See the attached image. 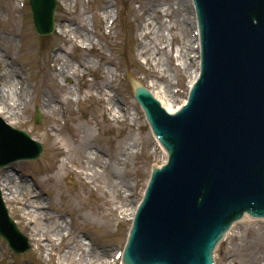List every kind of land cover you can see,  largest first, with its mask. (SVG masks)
I'll return each instance as SVG.
<instances>
[{
    "label": "rangeland",
    "instance_id": "374dc122",
    "mask_svg": "<svg viewBox=\"0 0 264 264\" xmlns=\"http://www.w3.org/2000/svg\"><path fill=\"white\" fill-rule=\"evenodd\" d=\"M78 1V7L74 8L77 0H72L73 3L70 7L62 3V0H58L56 21L59 24H65L62 19L68 16L70 20L76 21L82 27L86 25L88 33L94 39V46L91 43H85V46L82 47L81 42L82 40L84 42V39L74 37L71 39L78 46L74 47L70 42L65 41L66 36L58 32L49 37H40L33 25L31 12L27 6L28 0H0V54L7 57L9 62L14 61L13 65L25 79L24 86L28 84L29 87V95H26L28 98L23 97L28 100L27 108L23 107L24 109H22L24 115L15 117L10 122L1 114L0 118L10 127L28 133L32 140L41 143L44 148V153L39 160L12 165L13 175L25 180L27 184L35 186L34 192L38 196L41 195L44 200L42 206L46 208L45 213L53 222H55V215L59 216V219L64 216L71 220L69 225L73 239L78 237L81 241L80 237H82V241L88 240L87 243L90 244L81 245V248L76 247L74 254L69 255L67 247H70V243L66 246L62 239L57 241L56 236L59 235V232L56 236H52L55 231L45 221H34V224H30L28 227L31 230H25L26 223L21 216L22 212L17 210L18 204H14L10 205L11 216L30 242L32 250L20 256L14 254L0 237V264H62L64 257L71 258L72 261L75 260L74 264H77L80 256L83 258L89 251L96 253L104 251L107 253L104 260L110 264H120L119 261L113 262L114 257L118 250L121 251L124 248L131 228V223L125 222V219L122 221L123 216L121 217L120 213L115 210L123 205L122 199H113L111 191H108L106 187L100 188V192L95 189V186H100L102 181L92 180L95 174L92 175L93 172L88 170L85 171L80 155H75L76 157H73L71 163L61 171V164L63 162L67 164L68 160L65 155L59 156L57 148H63L62 150L67 155L69 150L73 151L77 148L74 137H77L78 140H81V137L86 139V135H84L86 133L90 134L94 140L93 147L95 149L103 151L106 156L112 152H118V155L121 152L120 149L128 144L130 137L133 140L141 138L140 143L143 144L136 149L139 153L142 151L143 155L138 157L131 155L132 161H128L126 168L120 165L125 172L122 176L125 189L122 192H131V186H135L131 194L130 207L136 206L143 198L153 166L162 164L163 158L160 157L162 150L156 145L147 120L135 100V86L139 83L148 88L153 83L162 84L160 83L162 81L157 80L162 76V67L158 60L164 61L165 57L170 55L174 71L171 75L177 74V77L168 81L169 94L174 95L172 88L181 91L178 96L174 95L175 98H178L179 105L182 104L187 94L188 80L180 69L183 61L179 60V56L186 57L188 61L192 54L190 55L191 52L186 49H181L184 48L183 44L187 43L184 42L180 29L183 18L188 15L192 16V10L191 8L186 10L183 7V0ZM106 2H112L110 7V19L112 20L110 22L117 21L113 34L109 33L107 27L109 23L100 12L101 5ZM23 5L26 7H22ZM143 5L149 9L145 11ZM149 13L150 16H148ZM147 19L151 23V30L142 35V32H145L143 26ZM150 31L149 38L151 39L144 38V35ZM188 34V38L192 37V29ZM86 39L88 38L85 37ZM153 43L157 44L159 53L152 50L155 47ZM147 47L152 50L149 56L145 54ZM58 48L65 53L64 59L75 64L76 69L74 76L72 75L64 82L58 80L59 84L73 85L72 90L79 87L76 86L77 83L86 87V89L83 88V95H79L82 98L79 104L75 103L74 95L70 97L72 101H65V89L59 91L51 78L56 74V68L61 65V61L59 65H56L52 60L55 56L54 51ZM186 51L188 52L185 54ZM87 59L94 62L96 66H100L101 70L97 74H93V77L107 76L108 69L110 70V76L113 77L115 83L109 82L106 85H110L112 88L107 87L106 89L111 91L115 98L121 101L125 100V104L130 108L129 113L136 112V116L130 115L131 119L134 117L138 123L133 126L132 130L129 129V125L133 124L130 120L126 122L121 119L117 124L116 121L111 120L108 105L103 102L105 97H100L95 90L90 88L91 76L78 81L79 76L85 70L82 65L80 69L77 68L78 61L84 64ZM146 60L149 63L152 60L158 61L157 68L146 65ZM3 67L4 65L0 64V89L3 84ZM102 69L106 71L103 72ZM126 71H129L127 76L125 75ZM172 82H177V86H174ZM55 83L57 84V82ZM33 91V103H29ZM85 94L86 99L83 101ZM92 95L96 96L93 98ZM46 100L53 101L51 106L58 105V108L63 107L64 105H61L63 103L67 104L70 112L54 110L53 114L55 115L51 116L42 105V102ZM36 108L39 109L42 116V122L39 125L35 121ZM134 108L136 111L133 112ZM129 113L127 118H129ZM88 121L89 125H87ZM94 127L100 129L98 135L93 134ZM75 129L78 136L72 134ZM50 134L51 136L56 134L55 139ZM132 148L134 147L129 149L132 151ZM155 153H157V159L154 157ZM120 159L125 160L122 155L119 157ZM119 163L122 164L121 161ZM2 173L3 170L0 169V186ZM53 177L57 178L56 184L52 183ZM117 177L116 174V179ZM94 181L97 183H93ZM127 206L129 205L124 203V207ZM261 229L264 228L261 227ZM42 231L46 238L37 236ZM259 234L260 230L255 224L246 223L237 228L220 248L217 257L218 264H264V232L261 238ZM73 239L69 242L72 243ZM82 241L81 243H83ZM94 261L96 264H101L98 260Z\"/></svg>",
    "mask_w": 264,
    "mask_h": 264
},
{
    "label": "bare ground",
    "instance_id": "6f19581e",
    "mask_svg": "<svg viewBox=\"0 0 264 264\" xmlns=\"http://www.w3.org/2000/svg\"><path fill=\"white\" fill-rule=\"evenodd\" d=\"M119 2H121V0H119ZM62 3H65V5L70 7V5L73 2H72V0H62ZM78 3H79V1L77 0V2L74 5V8L78 7ZM111 4H112V2H110V3L106 2L103 5H101V7H100V12L105 17L104 19H107V22L109 24H110V21L112 20V19H110ZM182 4L186 10L193 8L191 0H183ZM170 6H172V5H170ZM144 7H145V11L149 9V7H147V6H144ZM153 7H155V6H153ZM117 14H118V11H117ZM148 16H150V13ZM62 22L65 24H59L58 23L57 24V32L62 34L63 36L67 37V39L65 40L66 42H70L74 47H76L77 46L76 43L71 38L77 37V38H81V40L84 39V42H83V40L81 42L82 47L85 46V43H91V45L94 46V43H93L94 39L91 38L90 34L88 33L89 30L87 29L86 25L85 26L83 25L84 27H82L81 24L76 23V21L70 20L68 16L64 17L62 19ZM116 22L117 21H115V20L112 22L110 34L114 33L115 27H116ZM144 23L145 24L143 26V31H145V32H142V35L147 33L148 30H151V26H150L151 23L149 22V20L147 19ZM181 23H182L181 24L182 26H181L180 31H181V34L183 36L184 42L187 43V44H183L184 48H181V49H184V50L186 49V50L190 51L191 52L190 55L192 54L191 56H192V58H194V60L192 61L191 65H190V64H188L186 57H183L180 55L179 60L183 61V63L180 65V69L182 70V72L185 73L189 84H193L196 81V79L199 75V72H200V69H199L200 68V59L198 57L199 56V50H196V48L200 44H199L198 37H195V36L190 37L189 36V38H188V35H189L188 33L191 29L193 30L192 34H194V31L197 30L196 17L194 16V14H192V16L188 15V17L183 18ZM109 24L107 26L108 30L110 28ZM83 31H84V33H83ZM150 35H151V31H150V33L144 35L145 36L144 38H149ZM85 37H87L88 39L85 40ZM149 39H151V38H149ZM150 43H152V40H150ZM153 44L155 45V47L152 50H155L159 53V50H157V49H159L157 44H155V43H153ZM152 50L149 49V47H147L145 54L146 55L148 54V56H149V54H150V52H152ZM180 53H182V50H180ZM64 55H65V53L62 52V50L60 48H58L56 50V54L52 58V60L56 65H59V63L61 61V65H59L60 67L56 68L57 72L55 71L56 74L51 78L53 79V83H54L55 87L59 88V91L65 89V93H66L65 101L66 100L69 102L72 101V99L70 97L74 95L75 103L79 104V101L82 99L81 96H79V95L80 94L83 95L84 89H86V87L84 85L82 87V84L77 83L76 86H79V87L77 89L75 88L74 90H72L73 85L59 84V82H58V80H60L61 82H64L66 79L71 78L72 75L74 76L76 74L75 64L67 62V60L64 59ZM139 56H142V55L139 54ZM191 56H189V57L191 58ZM170 58H171L170 55H167L165 57L164 61L158 60L159 65L162 67V76L158 77L157 80L162 81V82L159 81L162 84L158 85L156 83H153L151 86H149L147 88V90L152 92L153 96L161 102V105H163L164 108L166 110H168L170 114H175L180 110L181 106H178L179 105L177 102L178 98H175L174 95H170L169 90H168L167 84H168L169 79H171L173 77H177V74L173 75V76L171 75V73L174 71H173V67H172V60H170ZM190 58H188V59H190ZM158 61L152 60L151 63H149L146 60L145 64L148 66H154L157 68L156 63H158ZM78 63H79L77 66L78 69H80L81 65L83 66V68H85V70H83V72H82V75L79 76L78 81L83 80L84 77L86 78V77L91 76L92 82H91L90 88L92 90H95V92L100 97L101 96L105 97L103 102H105V104L108 105V108H109L108 110L110 111L111 120H113L114 122L116 121L115 122L116 124L119 123L121 119H124L126 122L130 120L131 122H133V124L129 125V129L132 130L133 126H135V124H138V123L136 121L137 119H134V117H132V119H131L130 115L136 116L137 115L136 112L132 113V114L129 113L130 108L125 104V100L123 99V101H121V100L115 98V96H113L111 94V91H107V89H106L107 87L112 88V86L106 85V84H108L109 82L115 83V81L113 80V77L110 76V70L108 69V75L107 76L101 75V77L96 78L95 76L93 77V74H97V72H99L101 70L100 66L99 67L96 66L94 62L89 61L88 59L86 62H84V64L81 63L80 61H78ZM0 64L4 65V67H3V78H2L3 84H2V89H0V114L8 122H10L13 120V118H15V117L18 118V117H21L24 115V113H22V109H24V108L26 109L28 106V103H27L28 100H26L25 98H28L26 95H29V87H28V84L26 86H24L25 79L22 78L21 73L13 65L14 64L13 60H11L9 62L7 57H5L3 55L1 56V54H0ZM56 65H55V67H56ZM102 70H103V72L106 71L105 69H102ZM172 81H175V80H172ZM55 82H57V84ZM172 84H173V82H172ZM139 85H141V84L138 83V85L136 87H139ZM173 90H174V88H172V91ZM33 95H34V91L32 92V94L30 96L29 103L32 102ZM95 96L96 95H92L93 98ZM23 97H25V98H23ZM186 98H184L185 100L183 101V104L187 102L188 98L187 99ZM85 99H86V94H85V98L83 99V101H85ZM52 103H53V101H47V100L42 102L44 109L46 110V112L51 114V116L55 115V114H53L54 110L55 111L60 110L63 112H68V113L70 112V110H69L70 108L67 104L63 103L61 105H64V106L63 107L60 106V108H58V105L51 106ZM121 103H122V106H120ZM70 105H71V103H70ZM134 111H136L135 108L133 109V112ZM36 112L38 114H40V111L38 109ZM128 113H129V118H127ZM62 115H63V113H62ZM87 125H89V121H88ZM98 131H100V129L94 127L93 134H98ZM72 134H73V136H75V135L78 136V133H76V129L73 130ZM46 135H48V134H46ZM84 135H86L85 136L86 139L81 137V140H78L77 137H74V143L77 146V148L73 151L69 150V152H67V155L62 150L63 148H57L59 150V152H58L59 156L65 155L67 158L66 160H68L67 164H65V162H63V164H61L62 165L61 171L64 170L66 168V166H68L71 163L73 157H76L75 155L82 156V163L84 165L85 171L88 170V171L93 172L92 175L95 174L94 175L95 177L92 178V180H101L102 181L101 182L102 184L100 186H97V187L95 186V189L100 192L101 191L100 188L104 189L106 187V189L108 191H111V196L113 199H115V200L122 199L123 205L119 207V209L121 210L120 213L124 214V216H126L128 218L130 217L131 221H132L134 214H135V211H136V208L130 207V204H131L130 192H128V191L122 192V190L125 189L123 182H122V180H123L122 176L125 172L122 169V167L125 166V168H126L128 166L127 165L128 161H132L131 155H133L134 157H138L139 155H143L142 151H141V153H139L138 150L136 149V148L140 147L139 145L143 144V143H140L141 138H137L136 140H133L132 137H130L128 139V144H125V146H123L120 149L121 152H119L118 155H117L118 152H116V153L112 152L113 154L110 153L109 156H106L105 155L106 153H104L101 150H97L93 147L94 140L91 138L90 134L88 135V134L84 133ZM50 136H51V134H50ZM51 137L53 139H55L56 134H55V136H51ZM53 144H54V146L56 145L55 142ZM156 145L160 147V144L158 142L156 143ZM131 147H134L135 149L132 148L133 150L131 151V149H129ZM128 151H130V152L128 153ZM104 155H105V157H104ZM121 155H122V157H124L125 160H122V159L119 160V157ZM154 157L157 159V153L154 154ZM160 157L163 158V164H162V166H161V164L154 165L153 166L154 170L158 169V171H159L168 162V155H167V153L164 152L163 149H162V153L160 154ZM119 161H121L122 164L119 163ZM112 162L115 164H113ZM120 165L122 167H120ZM11 167H12L11 165L8 166L7 168L4 169V171L2 173V180H1L2 184L0 186V191H1L2 197H1L0 201H3L8 206L9 209H11L10 205L13 206L14 204H18L16 206V208L19 212H22L21 216L26 223L25 224V227H26L25 230H31V228H28V227L30 224H34V221H41V222L45 221L55 231L52 234V236H56L57 232H59V235L56 236V239H58L57 241H60V239H62L63 244H66V246H68V243H70V247H67L68 248L67 252L69 255L74 254L76 247L81 248V245L85 246V245L90 244V243H87L88 240L83 239L84 241H82V237H80V238L84 244L81 243V241L78 237L73 239V235H71L72 233H70V231H72V230H71L70 225H69V222H71V220H68L64 216H61L60 217V219L62 220L61 221L59 219V216L55 215L54 216L55 222H53L52 219L49 218V216L45 213L46 208L45 207L43 208V206H42V204H43L42 202H44V200L42 199L41 195L38 196L34 192V189H36L35 186L34 185L31 186L30 184H27L25 180H22L20 177L13 175L14 169H11ZM116 174L118 175L117 179H116ZM99 176H100V178H99ZM52 179H53L52 183L56 184L55 181L57 180V178L53 177ZM93 183H97V181H94ZM132 185H134V184H132ZM33 193H35V194H33ZM124 203L128 204L129 206L124 207ZM246 223L247 224H249V223L255 224L257 229L260 230L259 237L261 238V236L263 235V232H264V229H261V227L264 228V222L255 221V220H252L251 218H248V217H247V219L243 220V223L241 225H237V226L235 225L234 231ZM72 225H73V223H72ZM234 231H231V234H229L227 236L225 241L228 240V238L234 233ZM30 235L33 236L32 234H30ZM37 236H39V238H46V235L43 231L39 232L37 234ZM71 239H73L72 243L69 242V240H71ZM225 241H224V243H225ZM222 246L223 245H219L218 249L216 250V253H215L216 264H218L217 257L219 256V250ZM82 251L84 253V250H82ZM106 254L107 253H105L104 251H101L100 253H96L94 251H89L87 253V255L83 256V258H82V256H80L79 262L77 264H96L94 260H98L101 264H110L107 260H104V258L106 257ZM115 255H117V252ZM238 260H240V258H238ZM74 262H76V261L75 260L72 261L71 258L64 257L62 264H74ZM124 263H127V261L120 262V264H124ZM263 263H264V261H263Z\"/></svg>",
    "mask_w": 264,
    "mask_h": 264
},
{
    "label": "water",
    "instance_id": "95a60500",
    "mask_svg": "<svg viewBox=\"0 0 264 264\" xmlns=\"http://www.w3.org/2000/svg\"><path fill=\"white\" fill-rule=\"evenodd\" d=\"M35 1L38 2L37 5H41L44 8L51 7L49 18L45 22L39 23V26L40 25L44 26V27L40 28L41 30L43 29V30L50 31L51 29H49L48 26H52V11H53V7H54V0H41V1L35 0ZM262 1H264V0H259L260 3ZM262 6H264V4H262ZM209 46H212V45L209 44ZM245 51H248V50L245 49ZM136 97L147 109V112H148V115H150L151 121L153 123H155V125H158L157 122H158V117L160 115V114H157V112H156V111H159L158 104L154 100H152V97L144 90H140V89L137 90L136 91ZM148 106H150V109H148ZM160 113H161V111H160ZM201 125H202V123H201ZM159 133L161 134V132H159ZM169 148H170V146H169ZM40 152H41V150L39 148L38 153H36L34 157L35 158L40 157L41 156ZM167 171L170 175L175 177V174L171 173L169 171V169H167ZM174 199L175 200L173 201V203L168 204V206L170 207L168 210H166L167 207L163 206L162 211L159 209L155 212V214H156L155 220H158L159 222H161V224L164 227V229H162V236H161V233H160L159 237H156L154 235V237L156 238L157 244L154 245V243L152 242L153 237L150 234V229H148V228L146 229L144 224L143 223L141 224L143 229H142L141 234L138 238L139 239L138 241L140 242V247L136 246L135 253H136V255H139V253H140L139 256H141V255H143L141 253L147 254L150 250V247H151V250H150V253H148L147 256L144 257L143 260L142 259L136 260L137 262H135V264L140 263V262L141 263L143 262V264H181L182 260L177 258V259H174L172 261V259L170 260V258L172 256L169 255L170 252H172V251H175V252L182 251V248L180 247V245H181V242L183 243V239L178 240V237L175 234H174L175 236L174 235L171 236L169 234V231H172V229H175V227H176V229L179 227L177 230L180 231L181 223H184V221L181 220L182 215L180 216L182 203H180L181 201L178 200L181 198L175 197ZM245 219H247V217ZM190 223L193 226L197 225L196 223H193V222H190ZM242 223H243V221L241 223H239V225H241ZM137 227H138V225H137ZM154 228L156 229L157 227H154ZM199 231H200V229L197 232H199ZM231 231H234V227L232 228ZM229 234H231V232ZM168 235L171 236V239L167 238ZM227 236H226V238H227ZM164 243H166V245H168V243H170V244L174 243L173 244L174 248H166V250H165V249H163ZM223 243L224 242H222L220 245H223ZM148 244L150 245V247ZM209 246H210V244H204L202 247L196 246L195 249L200 252V253L198 252V254L203 255V256L204 255L208 256L207 250H208ZM127 261H128L127 262L128 264H134L132 261H129V260H127Z\"/></svg>",
    "mask_w": 264,
    "mask_h": 264
}]
</instances>
